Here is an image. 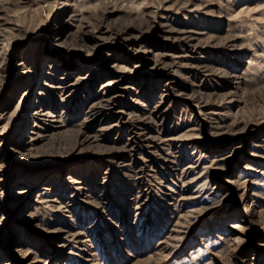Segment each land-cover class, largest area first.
<instances>
[{"label": "rangeland", "instance_id": "1", "mask_svg": "<svg viewBox=\"0 0 264 264\" xmlns=\"http://www.w3.org/2000/svg\"><path fill=\"white\" fill-rule=\"evenodd\" d=\"M0 264H264V0H0Z\"/></svg>", "mask_w": 264, "mask_h": 264}, {"label": "bare ground", "instance_id": "2", "mask_svg": "<svg viewBox=\"0 0 264 264\" xmlns=\"http://www.w3.org/2000/svg\"><path fill=\"white\" fill-rule=\"evenodd\" d=\"M67 4H71V3H67ZM66 4V5H67ZM48 65H51V62H48ZM50 68V66H49ZM168 72H170V70H173L172 72L173 73H168L170 74L169 77H172L175 73H176V70L175 69H172V68H166ZM224 73V72H223ZM118 79H116V77H112V78H109V79H106V81H104L101 86L104 88L106 86H109L111 83L113 84V82L117 81ZM56 86L58 87H65L66 85L62 82V84H56ZM107 89V88H106ZM120 90H115L113 92H111L109 95H107L106 97H99V100L95 101V102H92L90 105H89V108L88 109V112L91 114V115H94L95 113H97L98 111H101L103 108H110V104L111 102L113 101L114 98H116L118 96V93H119ZM70 93H66V95H68ZM200 106V105H198ZM35 113H37L38 115L40 114H46V111L45 112H38V110L35 111ZM38 115H36L37 118H40L38 117ZM50 115V114H49ZM141 121V120H140ZM123 122V120L121 121ZM132 122V121H131ZM130 122V123H131ZM136 125V124H135ZM52 128V127H51ZM53 129V128H52ZM48 130V129H47ZM49 134L46 133V132H37L35 136H30L29 137V141L28 143L30 145H34L35 141H37L38 139H42V138H46L48 137ZM87 138V137H86ZM31 148V147H29ZM133 149V148H132ZM130 150V149H129ZM21 192L17 191V193L14 195L16 198L14 199H17V198H22L23 197V194H20ZM12 207L13 205H15V203H11ZM11 208V207H10ZM4 218V217H3ZM236 226V225H234ZM238 226V225H237Z\"/></svg>", "mask_w": 264, "mask_h": 264}]
</instances>
